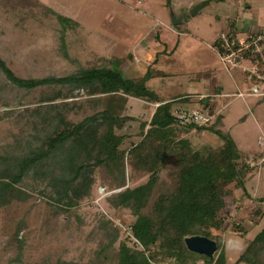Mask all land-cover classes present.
<instances>
[{"label":"rangeland","instance_id":"rangeland-1","mask_svg":"<svg viewBox=\"0 0 264 264\" xmlns=\"http://www.w3.org/2000/svg\"><path fill=\"white\" fill-rule=\"evenodd\" d=\"M168 1L0 0V57L23 79L62 78L83 69L106 68L126 79L148 74L147 87L162 100L185 98L192 86L207 96L215 87L228 95L217 102L210 93L205 109L212 113L210 123L221 115L216 129L232 137L250 171L244 179L245 192L234 183L219 182L226 225L222 232L208 230L217 238L212 258L223 251L226 264H235L264 229L260 201L264 199V98L236 96L243 87L242 76L227 70L214 41L227 23L236 20L254 21L264 30V0H170V5ZM205 2L194 15L195 7ZM182 18V24L173 25V19ZM60 19L69 23L62 25ZM89 92L61 85L24 90L0 72V168L104 110L105 103ZM124 99L121 114L135 121L117 134L125 140L121 148L128 150L143 139L149 127L141 134L140 124L151 120L156 106ZM198 104L176 106L173 115L185 117L186 122L179 124L175 137L189 139L196 149L216 148V138L207 132H180L192 122L188 116L202 110ZM99 158L88 137H76L25 172L17 186L28 199L0 208V264H115L109 256L129 237L135 217L129 210L116 211L108 205L123 189L109 183ZM170 162L159 174V190H165L174 166L172 158ZM131 164L126 165L125 189L145 184L150 176L134 173ZM114 230L118 239L103 263L100 253ZM156 264L173 263L166 258Z\"/></svg>","mask_w":264,"mask_h":264},{"label":"trees","instance_id":"trees-1","mask_svg":"<svg viewBox=\"0 0 264 264\" xmlns=\"http://www.w3.org/2000/svg\"><path fill=\"white\" fill-rule=\"evenodd\" d=\"M47 13L52 14V11L47 10ZM59 21L62 25L69 23L68 19ZM0 72L5 80L20 89L34 90L51 85L90 89L88 95L97 96L100 102L105 103L104 110L85 117L70 132L46 138L28 156L14 159L13 164L1 167L0 208L28 199V195L17 185L31 166L49 157L69 140L86 136L93 143V150L100 153L98 164L109 183L116 189H123L108 201V205L116 211L129 210L135 217L129 237L121 241L117 251L113 249V255L109 256L115 264H156L166 258L173 264H190L200 260L203 264H226L223 251L216 259H211L188 251L184 243L185 238L193 236L216 241L208 228L224 230L226 217L221 215L224 203L218 197L219 182L234 183L235 187L245 192L244 179L250 170L246 168L247 163L232 137L216 129L222 120L221 115L208 125L198 126L190 122L180 129L184 134L192 130L207 132L217 140L216 148L196 149L189 139H176L177 127L182 123L173 115L172 106L176 102L162 103L156 93L147 87L148 74L142 78L126 79L114 69L88 68L62 78L23 79L17 77L1 57ZM124 97L160 104L151 120L140 124L141 134L146 126L149 127L143 139L128 150L121 148L125 140L117 134L128 122L135 121L121 114ZM210 102L211 97L199 100L202 109ZM171 158L174 166L167 174L165 190H159V174L171 164ZM127 162L132 163L134 173L142 171L150 175L145 184L125 189ZM260 201L264 202V199ZM262 214L259 213L260 216ZM239 230L237 228L236 232ZM117 239L118 232L114 230L113 237L100 253L105 258L103 263L108 261L107 253ZM129 243H132L131 247ZM241 263L264 264V229L249 242L235 264Z\"/></svg>","mask_w":264,"mask_h":264},{"label":"built area","instance_id":"built-area-1","mask_svg":"<svg viewBox=\"0 0 264 264\" xmlns=\"http://www.w3.org/2000/svg\"><path fill=\"white\" fill-rule=\"evenodd\" d=\"M214 44L227 70H237L242 76L245 90L238 92L236 96L264 98V30L251 32L229 29L220 32ZM188 118L198 126H205L210 123L212 113L207 109H200L192 112ZM177 119L186 122L183 116H178Z\"/></svg>","mask_w":264,"mask_h":264},{"label":"crops","instance_id":"crops-1","mask_svg":"<svg viewBox=\"0 0 264 264\" xmlns=\"http://www.w3.org/2000/svg\"><path fill=\"white\" fill-rule=\"evenodd\" d=\"M182 23H183V18H182L181 24ZM227 27L228 28L226 30L236 28V29H242V31H251V32H255L257 29H259L256 26V23L254 21H250V20H247V19L243 20L242 22H237V20L234 21V22L232 21L230 24L227 23ZM226 30H223V31H226ZM179 35L182 36V35H185V34L181 32V34H179ZM216 53H217V51H216ZM242 84H243V87L238 89L239 92H243L245 90L244 83H242ZM198 91L199 90L197 89L196 86L195 87L192 86L191 89H190L191 93H189V95L186 96L185 98H176V99H173V100H162V99H160V101L162 103L175 101L176 103H174V105L172 106L173 111H174L176 106L195 108V106H196L195 103L198 104L199 100H202L203 98H206V97H211L212 95L210 96V93H214L213 95H215V96H213V97H217L216 101L218 99H221V97H222V99H224V97H227L226 94H223L221 92L222 90H220L218 87H215L213 90H211V92L209 93L208 96L206 94L204 95V94H202L201 92H198ZM179 100H181V102H178ZM154 106H156V107L153 109L151 114L154 113L155 109L158 107V104H155ZM198 106H199V104H198ZM173 114H174V112H173Z\"/></svg>","mask_w":264,"mask_h":264},{"label":"water","instance_id":"water-1","mask_svg":"<svg viewBox=\"0 0 264 264\" xmlns=\"http://www.w3.org/2000/svg\"><path fill=\"white\" fill-rule=\"evenodd\" d=\"M205 5L206 2L195 7L193 14L195 15L196 13H198V11L202 9ZM181 22V19H173L172 23L173 25H178L181 24ZM184 243L188 251L196 253L198 255L206 256L208 258H212L217 248L216 243L214 241L198 236L185 238Z\"/></svg>","mask_w":264,"mask_h":264}]
</instances>
